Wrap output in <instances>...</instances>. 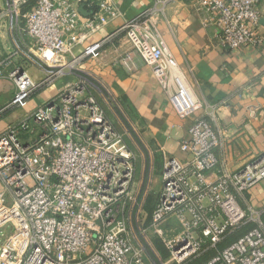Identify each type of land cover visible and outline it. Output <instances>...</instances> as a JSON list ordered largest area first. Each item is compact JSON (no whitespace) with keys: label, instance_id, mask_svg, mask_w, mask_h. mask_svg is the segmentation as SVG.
<instances>
[{"label":"built area","instance_id":"1","mask_svg":"<svg viewBox=\"0 0 264 264\" xmlns=\"http://www.w3.org/2000/svg\"><path fill=\"white\" fill-rule=\"evenodd\" d=\"M261 1L199 0V8L216 16L225 48H258L264 44ZM86 3L91 2L0 0V80L14 85V94L0 103V120L25 109L40 89L83 72L79 63L99 58L104 45L119 36L152 67L181 119L203 108L149 12L76 54L77 46L118 13L111 0H99L85 17ZM119 60L129 66L132 56ZM30 67L40 75H32ZM77 76L0 131V228L12 227L0 245V264H188L207 244L217 245L241 228L242 235L202 264H264V210L239 202L264 181V151L238 170L221 168L218 133L206 118L192 120L190 136L180 145L189 158L166 160L152 212V226L170 254L164 260L153 248L143 205L133 193L136 154L124 135L141 141L137 127L105 88V100L128 126L122 133L93 92L100 82L89 74ZM149 190L146 184L143 198ZM173 217L183 228L169 234ZM148 253L154 255L151 261Z\"/></svg>","mask_w":264,"mask_h":264},{"label":"crops","instance_id":"2","mask_svg":"<svg viewBox=\"0 0 264 264\" xmlns=\"http://www.w3.org/2000/svg\"><path fill=\"white\" fill-rule=\"evenodd\" d=\"M111 1L117 16L91 34L74 52L81 53L86 45L104 39L126 21L149 12V19L177 59L192 92L203 104V108L192 118L181 119L159 85L152 67L133 51L124 36L105 44L99 58L79 63L80 70L86 74L80 71L77 75L89 74L102 85L98 84L93 92L120 131L125 132L128 126L122 121L120 113L111 109L105 100L106 89L121 100L137 127L141 141L135 135H124L126 144L136 154L133 193L137 197L136 202L143 205V218L153 248L166 260L170 254L152 226V212L162 189L166 160L175 157L185 161L189 158L180 145L190 136L188 129L192 120L206 118L218 133L221 144L215 154L221 168L238 170L264 151V44L258 48H225L218 37L216 16L200 9L199 0ZM89 2L81 7L85 17L94 13L99 0ZM259 9V32L264 34V0L260 2ZM129 53L132 60L126 66L119 59ZM77 75L65 76L54 85L37 91L25 109L16 110L0 120V131L71 86L79 78ZM10 92H14L12 82L0 80V103L10 98H7ZM146 184H149L150 190L143 198ZM239 202L244 208L264 210V181L245 193ZM173 220L167 225L168 229L174 228L169 229V234L183 228L176 217ZM131 239L135 246L142 243L134 233ZM234 240L228 242L226 239L217 245L207 244L200 257L190 264L210 260L218 250ZM146 259L151 261L154 255L148 253Z\"/></svg>","mask_w":264,"mask_h":264},{"label":"rangeland","instance_id":"3","mask_svg":"<svg viewBox=\"0 0 264 264\" xmlns=\"http://www.w3.org/2000/svg\"><path fill=\"white\" fill-rule=\"evenodd\" d=\"M30 73H31L32 75H40V73H39L36 69L31 68V67H30ZM13 94H14V92H10V96L8 95L7 98L11 97ZM15 119H16V118H15ZM1 188H2V185H1V183H0V189H1ZM11 228H12L11 226H7V227H4V228H0V245H1V242H2L3 237H4L5 235H7V234L11 231ZM244 232H245V229H244V228L238 229L237 232H236L235 234H233L232 236L229 237L230 239L227 237V241L229 242V241H231V240H233V239L239 237V236L242 235ZM190 263H192V261H191ZM190 263H189V264H190Z\"/></svg>","mask_w":264,"mask_h":264},{"label":"water","instance_id":"4","mask_svg":"<svg viewBox=\"0 0 264 264\" xmlns=\"http://www.w3.org/2000/svg\"><path fill=\"white\" fill-rule=\"evenodd\" d=\"M81 11H83V10L81 9Z\"/></svg>","mask_w":264,"mask_h":264}]
</instances>
